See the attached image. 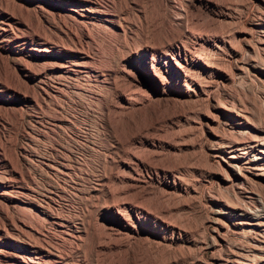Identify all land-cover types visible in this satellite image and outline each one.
Listing matches in <instances>:
<instances>
[{"label":"bare ground","instance_id":"obj_1","mask_svg":"<svg viewBox=\"0 0 264 264\" xmlns=\"http://www.w3.org/2000/svg\"><path fill=\"white\" fill-rule=\"evenodd\" d=\"M235 3L237 4L236 1ZM216 4L212 0H0V63L3 65L0 69V264H68L67 254L62 245L63 240L75 241L86 234L89 228L94 229L96 221L98 223L97 215L95 217L90 215L87 226L85 223L78 227L60 215L49 212L36 197L34 199L32 198L34 196H30V188L20 181L23 178L22 174L14 168L5 154L16 144L15 138L3 131L6 124L3 116L6 115L2 112L17 111L20 115L21 110L27 105L54 103L62 113L64 112L63 116L67 117L70 115L64 110L65 102L74 104V98L68 91L86 104L92 105L93 109L96 107L99 120L108 128L111 120L115 122L119 119L130 121L135 118L148 120L146 124L137 127L135 124L136 128L133 127V131L126 134L123 139H121L123 136L118 137L113 127L107 128V132H111V136L114 137L116 146L114 147L119 150L120 155L113 158L117 165L116 172L111 173L109 177L103 173L100 177L103 181L112 180L124 187L115 192L122 197H116V200L102 207V218L98 227L101 230L100 241L95 243L97 244L95 247L110 252L115 247L128 245L134 241L145 242L150 236L155 235V231L145 225L148 220L155 225L167 227V224L142 207L138 201L132 202L125 196L128 193H140L138 196L144 197V194H149L152 190L148 188V183L146 184L142 176V170L150 169L151 164L139 157L136 150L134 153L128 147L133 149L145 147L153 151L162 150L164 147L177 149L176 146L169 144V141L165 142L166 140L150 134L159 132L166 120L159 112V107L180 97L203 96L204 99H210L202 78L200 79V76L197 78L193 71L201 74L211 72L213 68L209 62L210 57L202 59L200 54L195 52L197 48L183 44L186 40L182 42V37H192L197 43L196 46L202 47L201 52L206 49L203 48L205 45L211 51L219 49L221 44L224 46L226 38L222 31L210 34V31L198 30L199 28L197 31L191 29L192 25L203 28L202 24H208L213 18L230 17L231 14L225 11L210 13L200 11L202 7L212 9ZM255 27L253 30H258L261 34L259 39L264 43V22H256ZM204 55L206 58V54ZM211 106L218 112L230 116L229 134L218 138L212 155L233 169L231 182L246 175L245 172L264 175V135L247 132L246 121L245 123L238 121V118L230 114L232 111H229V107L217 104ZM54 109L56 110L55 107ZM66 117L56 116L53 123L55 128H63L61 130L63 133L68 128L66 123H69ZM73 119L75 118L71 120ZM14 120L16 121V118ZM13 123L14 121L10 120L7 125ZM100 147L101 150L103 147ZM20 149L19 155L22 157L23 165L30 166L29 152L24 146H20ZM93 151L91 149L92 156L95 155ZM52 169L60 176H67L69 173V170L63 167L53 166ZM84 183L80 182L79 186L82 189L86 188L89 191L96 189ZM172 185L176 186V183L173 182ZM226 201L222 203L219 211L223 219L214 227L215 236H218L222 229L224 232L244 236L245 233L262 225L261 221L264 218L255 215L256 212L250 209L244 211L235 203ZM89 210H86L88 214ZM37 218L43 224L49 223L54 226L62 237L54 238L55 241L50 242L54 235H50L49 230L42 227L43 225L39 230L35 224Z\"/></svg>","mask_w":264,"mask_h":264},{"label":"rangeland","instance_id":"obj_2","mask_svg":"<svg viewBox=\"0 0 264 264\" xmlns=\"http://www.w3.org/2000/svg\"><path fill=\"white\" fill-rule=\"evenodd\" d=\"M212 1L217 3L216 6L212 7L213 10L202 7L200 11L209 13L210 11H225L231 14H229L230 17L213 18L208 24H202L201 27L203 28L192 25L191 29L195 31L199 28L198 30L210 31V34L211 32H223L226 44L224 46L221 44L219 49L212 51L205 45L203 48L206 49L201 52L202 47L196 46L197 43L192 37H182V42L186 40L183 44H187L186 46L193 45L194 48H197L195 52L200 54L202 59H209L210 57L209 62L213 68L211 72L201 74L193 70L197 78L198 76L200 79L202 78L205 91L210 95V99H204L203 96L180 97L174 102L159 107V112L166 117V120L162 123L163 127L159 132L150 134L166 140L165 142L169 141L168 143L176 146L177 149L164 147V150L153 151L145 147L133 149L127 146L134 153L136 150L139 157H142L143 160L146 159V162L151 164L150 169L142 170V176L146 184L148 183V188L152 190L150 189L151 193L144 194L143 198L138 196L140 193H128L125 195L126 198L132 202L138 201L142 207L167 224V227L155 225L148 220L145 225L150 230H154L155 235L150 236L145 242L134 241V244L115 247L110 252L109 250H98L95 247L97 245L95 243L100 241L101 230L98 227L102 218V207L113 202L112 200H116V197H122L115 192L124 187L112 180L107 182L105 179L103 181L100 177L103 173L109 177L111 173L116 172L117 165L113 158L120 155L119 150L115 148L112 133L107 131L111 126L117 132L118 137L123 136L121 138L123 139L126 134L133 131L135 124H137L136 127L146 124L147 119L142 118L145 121L132 119L135 122L125 119H119L116 122L111 120L115 124L109 123L108 128L103 121L99 120L98 109L96 107L93 109L92 105L86 104L71 91L68 93L74 98V104L69 103V101H67L68 104L67 102L65 105L63 104L64 110L68 111L67 113L70 115L67 117L63 116L64 112L62 113L54 103L27 105L21 110L20 115L17 111L2 112L3 115H6L3 116L4 121H6L3 131L10 137H14L16 144L5 154H7L6 156L14 168L22 174L23 178L20 181L30 188V196H34L32 197L34 199L36 197V200L49 212L60 215L78 227L85 223L87 226V219L90 215L92 217L97 215L98 217V223L96 221L97 224L95 223L94 229H87L86 234L81 235L80 239H75L76 242L71 241V243L63 240L62 245L67 254L68 264H264V220L261 221L263 222L262 225L245 233L244 236L229 231L224 232L223 229L220 230L218 236H215L214 227L217 222H221L223 219V215L219 211L222 203L227 202L226 200L229 203H235L244 211L250 209L256 212L255 215L258 214L259 217L264 218V175L245 172L246 175L233 183L231 182L233 169L224 161L220 160L219 162L212 155V149L216 147L218 138L229 134L228 119L230 116L218 112L211 106L217 104L226 108L229 107V111H232L230 114L238 118V121L242 123L246 121L247 132L250 131V134L260 136L264 135V43L260 41L261 34L258 30H253L256 22H264V0H235L237 4L234 0L231 2L229 0ZM223 4H226V7ZM239 44L241 45L238 46ZM204 54H206V58ZM0 66L2 69L1 63ZM179 102L181 103L179 104ZM69 111L71 112L69 113ZM71 114L72 118H75L73 119L74 122L71 120ZM61 115L66 117L67 122H69L66 123L68 128L65 127V133L61 132L63 128L53 126L56 116ZM10 120L14 123L9 124V126L7 124ZM20 146H24L29 152L30 159H28L31 167L23 165L22 157L19 155ZM99 147H103V150H100ZM91 149L94 150L95 155L93 156L90 154ZM99 152L103 153L99 154ZM104 153L105 155H103ZM153 153L160 157L154 156ZM96 154L98 155L96 156ZM53 166L66 168L69 173L67 176H60L54 172ZM82 180L89 186L96 187V189L91 191L86 188L82 189L79 186L80 182H83ZM173 182L176 183V186L172 185ZM112 193H114V197ZM254 208L255 210H253ZM86 210H89L90 214ZM40 223L41 221L37 218L35 224L39 230L43 225L42 227L49 230L50 235H54L50 242H54V238L60 239L62 237L54 226L49 223ZM98 252L99 254H97Z\"/></svg>","mask_w":264,"mask_h":264}]
</instances>
